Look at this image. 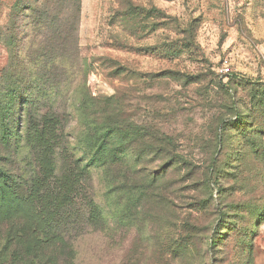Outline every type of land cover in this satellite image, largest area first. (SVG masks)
<instances>
[{
	"label": "rangeland",
	"instance_id": "374dc122",
	"mask_svg": "<svg viewBox=\"0 0 264 264\" xmlns=\"http://www.w3.org/2000/svg\"><path fill=\"white\" fill-rule=\"evenodd\" d=\"M16 1L0 0V80L26 48L16 36ZM81 1L77 22L52 0L55 18L42 50L56 62L51 84L62 90L60 112L70 114L68 139L83 136L84 122L97 114L98 122L143 125L148 134L138 148L145 144L148 153L161 146L162 134L173 137L188 162L165 170L151 187L153 174L171 165L168 152L139 168L129 159L121 199L109 196L115 188L98 176L87 182L88 198L107 221L59 226L71 248L57 264H264V136L256 135L251 149L232 130L226 147L217 148L218 128L235 119L232 91L249 106L244 81L264 84V0ZM23 53L27 67L31 54ZM227 68L238 80L226 77ZM82 101L92 106L84 116L74 110ZM0 149L8 169L22 173L28 150L18 158L14 146ZM25 223L0 219V264H25Z\"/></svg>",
	"mask_w": 264,
	"mask_h": 264
},
{
	"label": "trees",
	"instance_id": "16d2710c",
	"mask_svg": "<svg viewBox=\"0 0 264 264\" xmlns=\"http://www.w3.org/2000/svg\"><path fill=\"white\" fill-rule=\"evenodd\" d=\"M81 3V0H59V14L71 11L78 22ZM54 11L52 0L16 1V36L21 39L19 47L26 44V48L18 49L5 70L4 79L0 80V145L14 146L13 151L18 158L24 148L28 150L27 158L20 161L24 171L16 174L4 163L0 149V219L13 222V218H21L26 221L19 229V243L23 244L24 250L20 258H25V264H57L67 254L71 243L58 230L59 226L78 221L94 226L107 221L101 207L94 199L88 198L85 187L87 182H93L95 176L115 188L108 192L109 196L116 194L121 199L125 190L120 177L129 159H133L134 166L139 168L151 162L153 157L168 152L171 165L153 174L151 187L160 182L158 180L165 170L188 162L173 137L162 134L159 139L162 148L156 144L155 152L148 153L145 144L141 145L142 149L138 148L148 134L143 125H122L105 119L98 122V115L94 113L95 119L83 124V136L75 137L73 141L68 139L70 135L66 129L70 124V114L60 112L57 103L62 90L51 84L52 75L57 70L56 62L50 59L53 56L42 51L54 22ZM26 50L31 54V60L24 67L22 55ZM34 52H37L36 56ZM15 65L20 66L19 74ZM61 66L69 75L70 68L66 64ZM42 67L49 69V74H40ZM226 77L238 80L237 75L227 74ZM244 82L252 90L250 104L247 106L243 102L237 89L232 91L235 119L229 126L218 128V151L219 147H226L232 130L237 135L242 134L251 149H255L256 135L264 136V84ZM8 83L10 89L6 90ZM40 101L48 103L45 111L40 110ZM74 110L78 114L81 111L84 116L86 112H92V106L82 101ZM249 135L254 137L247 141ZM148 148L151 150L152 147ZM210 168H213L212 175L218 173L217 161L213 159ZM134 190H138L135 185ZM86 199L87 211L82 203ZM260 216L264 221V207ZM71 251L70 260L74 261L75 251L73 248Z\"/></svg>",
	"mask_w": 264,
	"mask_h": 264
},
{
	"label": "built area",
	"instance_id": "2783aa9c",
	"mask_svg": "<svg viewBox=\"0 0 264 264\" xmlns=\"http://www.w3.org/2000/svg\"><path fill=\"white\" fill-rule=\"evenodd\" d=\"M225 72H226V74L229 73L230 69L229 68L225 69Z\"/></svg>",
	"mask_w": 264,
	"mask_h": 264
}]
</instances>
